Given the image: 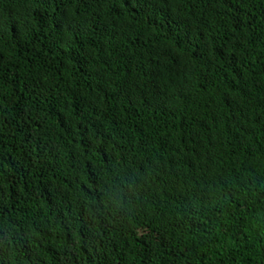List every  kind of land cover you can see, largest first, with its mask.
<instances>
[{
	"label": "trees",
	"instance_id": "1",
	"mask_svg": "<svg viewBox=\"0 0 264 264\" xmlns=\"http://www.w3.org/2000/svg\"><path fill=\"white\" fill-rule=\"evenodd\" d=\"M0 264H264V0H0Z\"/></svg>",
	"mask_w": 264,
	"mask_h": 264
}]
</instances>
